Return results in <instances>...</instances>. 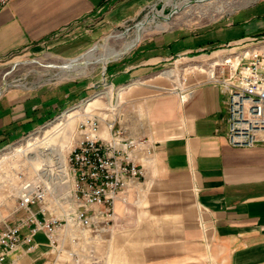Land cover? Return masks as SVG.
I'll list each match as a JSON object with an SVG mask.
<instances>
[{"label":"crops","instance_id":"crops-1","mask_svg":"<svg viewBox=\"0 0 264 264\" xmlns=\"http://www.w3.org/2000/svg\"><path fill=\"white\" fill-rule=\"evenodd\" d=\"M144 2L0 0V60L42 44L62 54L61 37L72 25L109 5L115 19L136 15ZM263 36L264 0L211 32L146 43L111 73L114 86L127 84L120 124L130 137L150 139L153 152L149 159L137 152L146 178L127 204L116 202L115 229L103 234L96 251L124 226L139 233L138 264H264V145L230 144L227 93L202 67L158 74L177 54L181 63L204 64L236 41ZM164 84L173 88L157 93ZM186 85L192 92L182 99L179 89ZM56 93L0 96V149L31 132H22L29 124L36 128L49 119L65 102ZM23 214L3 212L0 219L14 225ZM27 233L23 228L21 238ZM30 244L22 241L6 264H54L44 232Z\"/></svg>","mask_w":264,"mask_h":264},{"label":"built area","instance_id":"built-area-1","mask_svg":"<svg viewBox=\"0 0 264 264\" xmlns=\"http://www.w3.org/2000/svg\"><path fill=\"white\" fill-rule=\"evenodd\" d=\"M199 67L227 93L230 144L264 145V36L236 41ZM185 69L192 72L194 66ZM181 79L182 84L187 81ZM179 91L186 99L192 88ZM102 120L97 114L80 119L79 136L67 146L64 163L59 154L53 167L48 157L31 171L33 160L19 164L11 159L8 165L0 160V214L24 213L14 225L0 219V264L39 232L48 239L54 264H93L103 234L115 229L116 202L127 204L130 192L138 194L146 178L137 152L143 150L148 159L153 152L150 139L130 137L125 127H116V120ZM23 228L28 233L22 239Z\"/></svg>","mask_w":264,"mask_h":264},{"label":"rangeland","instance_id":"rangeland-1","mask_svg":"<svg viewBox=\"0 0 264 264\" xmlns=\"http://www.w3.org/2000/svg\"><path fill=\"white\" fill-rule=\"evenodd\" d=\"M259 1L262 0H145L136 15L122 19H115L108 14L111 10L109 5L91 19L72 25L62 35L60 45L65 49L62 54L42 44L1 59L0 96L52 94L57 91V96H62L65 102L53 108L51 117L44 123L36 128L33 123L29 124L22 131L26 133L32 129L31 132L11 137L13 140L0 149V160L6 161L7 165L11 159L19 164L33 160L35 168L29 162L32 171L38 168L42 159L50 157L48 160L53 167L58 163L56 155L65 156L67 146L75 143L79 136L78 122L85 114L99 115L103 119L102 124H105V120H116V127H120L127 84L114 86L113 71L146 43L163 39L166 42L183 40L194 34L211 32L224 25L236 11ZM179 3H183L182 6ZM163 5V15L153 21L154 12ZM145 21L149 24L144 29L138 28V24ZM137 34L140 35L139 41L119 58L109 61L105 70L102 65H92L84 74H71L62 70L64 65L80 59L105 39L110 46L119 49ZM182 61L181 55H175L168 61L171 63L158 74L163 73L164 77L169 70L175 69L179 73L180 69L183 71L187 66H201L203 63L194 61L190 65ZM172 88L171 84H164L156 90L157 93H165ZM19 152L27 154V157L19 155ZM44 152L50 154L44 156ZM8 204L13 205L14 201ZM138 236L139 233L134 229L119 227L112 237L108 236L111 243L102 245L99 251L97 249L93 264H138L141 250Z\"/></svg>","mask_w":264,"mask_h":264},{"label":"bare ground","instance_id":"bare-ground-1","mask_svg":"<svg viewBox=\"0 0 264 264\" xmlns=\"http://www.w3.org/2000/svg\"><path fill=\"white\" fill-rule=\"evenodd\" d=\"M184 3H189V1H185ZM180 5L183 3H179ZM182 6V5H181ZM180 6V7H181ZM165 5L158 8L152 17V20L156 17L162 16L164 13ZM151 18V17H150ZM145 22H141L138 24V28H145L146 27ZM141 33V32H140ZM124 35H121L120 37H123ZM140 35L137 34V36L132 39L129 42H126L123 44L122 48H116L109 45L108 40L105 39L97 44L96 47L89 50L87 53H85L80 59H77L75 61H70L71 63H68L62 67V70L64 72H75L76 74H84L86 72V69L89 68L92 65H102L103 69H106V65L109 61L112 59L119 58L122 54H124L126 51H128L130 48H132L138 41H139ZM169 74V73H168ZM172 75V74H171ZM167 76V74H166ZM60 160L62 163H64V157H60Z\"/></svg>","mask_w":264,"mask_h":264}]
</instances>
